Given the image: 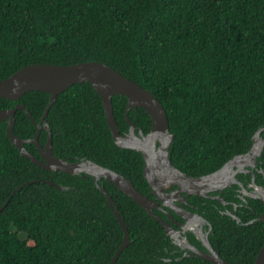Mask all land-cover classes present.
Segmentation results:
<instances>
[{"label": "trees", "instance_id": "1", "mask_svg": "<svg viewBox=\"0 0 264 264\" xmlns=\"http://www.w3.org/2000/svg\"><path fill=\"white\" fill-rule=\"evenodd\" d=\"M89 60L112 66L162 102L174 134L172 163L188 175L211 173L247 152L264 126V0H0V80L34 63ZM49 99V93L31 90L17 100L0 97V109L23 102L39 122ZM112 100L124 134L129 130L127 97L116 94ZM129 115L137 131H150L144 108L132 107ZM15 117L14 133L34 137L38 127L27 112L18 109ZM46 120L56 156L92 159L150 193L143 154L116 144L102 98L90 82L74 83L58 94ZM7 126L0 119V206L21 184L39 182L17 190L0 210V264L110 262L124 231L93 176L39 166L20 153ZM48 134L40 132L43 146ZM25 147L40 157L34 143ZM255 174L264 186V149ZM251 176L238 175L245 185ZM99 183L117 203L131 237L113 264H214L174 252L180 247L160 221L113 182L102 177ZM238 188L233 184L221 192L225 205L200 195L191 201L211 222L209 238L220 255L254 264L264 244L259 219L264 202L243 200ZM154 211L167 219L160 209Z\"/></svg>", "mask_w": 264, "mask_h": 264}, {"label": "water", "instance_id": "2", "mask_svg": "<svg viewBox=\"0 0 264 264\" xmlns=\"http://www.w3.org/2000/svg\"><path fill=\"white\" fill-rule=\"evenodd\" d=\"M90 82L99 92L107 118L116 144L120 147L131 148L140 151L145 160L144 176L151 187V194L141 192L132 182V180L122 173L109 167L103 166L92 159L81 158L77 161H69L58 157L53 152V134L46 117L56 100L58 94L67 89L74 83ZM31 90L45 91L50 94V99L44 110L41 121H36L25 103H16L12 108L0 109V119L7 120V133L23 156L30 158L34 163L48 170H60L71 174L86 173L93 176L98 188L106 195L109 205L112 207L120 225L124 231V238L121 245L116 250L111 261L107 264H113L117 261L119 255L125 247L131 242L130 232L125 219L122 217L118 205L109 194L106 187L100 184L102 177L113 182L116 187L133 198L141 205L154 219L160 221L175 244L178 246L194 250L197 256L202 257L214 264H238L224 259L219 252L215 251L209 240H204L208 251L199 250L193 246L182 232L171 226L170 223L158 215L154 209H163L160 202L164 200L163 191L172 183L179 186V191L213 197L226 203L220 195H210V191L223 190L232 184H239L244 188V193L254 198H261L264 202V186L255 182V171L253 168L259 163V157L264 149V137L262 132L264 126L260 127L253 136V145L245 153L237 154L228 160L219 169L200 176L188 175L180 168L176 167L171 160L169 149L174 139V134L170 131L168 114L162 102L153 94V92L130 79L112 66L98 61L89 60L74 64L61 65L56 63H34L18 69L10 76L0 80V97H6L11 100L20 99L23 94ZM120 94L127 97L125 109V118L129 124L128 132L122 134L118 127L113 108V95ZM132 107H142L151 117L152 126L149 132L145 133L142 129L137 131V125L131 120L129 111ZM24 109L30 119L37 125V131L34 137L23 139L14 133L16 122V111ZM46 129L48 131V140L43 146L39 142L40 132ZM25 143H34L37 146L40 157L30 152ZM252 167V187L254 191L249 192L244 184L238 179L237 174ZM39 182L31 180L17 187L11 196L28 183ZM50 184L56 185L60 189H67L66 186L57 184L52 180H46ZM10 196V198H11ZM9 198V199H10ZM9 199L0 210L8 203ZM171 204V203H170ZM174 212L187 219V224H180L184 229L191 230L198 235L199 228L197 224L191 222V219H203L199 214H194L178 204L170 205ZM238 222L240 218L227 211ZM168 215L173 219L172 215ZM264 221V213L259 217ZM252 222V220L250 221ZM254 264H264V244L260 249Z\"/></svg>", "mask_w": 264, "mask_h": 264}, {"label": "flooded vegetation", "instance_id": "3", "mask_svg": "<svg viewBox=\"0 0 264 264\" xmlns=\"http://www.w3.org/2000/svg\"><path fill=\"white\" fill-rule=\"evenodd\" d=\"M258 164L253 168L254 171L257 168ZM247 169L248 170L243 171V172H240V173H245L246 175H248L250 173L252 175V173L250 171L252 169V167L249 166V167H247ZM240 173L237 174V177H238V175ZM238 179H239V177H238ZM239 180L244 184V187L249 192L254 191V189L252 187V183H253L252 176H251V179L247 182V185H245V183L241 179H239ZM255 182H256V177H255ZM258 185H260V184H258ZM261 186H263V185H261ZM228 187H230V186H228ZM223 190L210 191V192H208V194H210V195H220L221 196V192ZM238 191L240 193L239 194L240 197L243 200L247 201L246 200V196H249V195H247V194L244 193V188L242 186H240V188H238ZM148 194H150V196L152 195L153 198L156 197L155 195L151 194V190H150V193H148ZM162 195L164 197V200L162 202H160V205L163 207V209H160V210L163 211L166 214V216H167V219L166 220L170 223V225L173 226V227H175V228H177V229H179L182 232V236H186L187 240L193 246H195L199 250L208 251V249H207V247H206V245L204 243V240L208 239L209 242H210V244L212 245V243L210 241V238H209V234H210V231L212 229V224H211V222L204 215H202L198 211L200 209V206L191 201L192 200V195H196V194L188 193V192L183 191V190L182 191H179V186L177 184H175V183H172V184H170L169 186H167L164 189ZM205 197H207V196H205ZM207 198H213V197H207ZM213 199H217V198H213ZM170 203L171 204H178L182 208L187 209V210H189L190 212H192L194 214H199L203 218V219H198V218L191 219V222L194 223V224H197V227L199 228L198 235L195 232L191 231V230L184 229L180 225V224H183V223L184 224H187L188 220L185 219V218H183L181 215L177 214L176 212H174L173 208L170 206L171 205ZM203 203H205V202H203ZM226 203H224V205ZM224 212H227V211H224ZM168 213H170L172 215L173 219L168 215ZM190 232L194 235V239H191L189 237L188 233H190ZM179 247H180V250H175L174 252L183 251L184 255H189V256L196 255L195 252H194V250H192L190 248H186V247L184 248L182 246H179ZM213 248H214V246H213ZM214 250L217 251L215 248H214Z\"/></svg>", "mask_w": 264, "mask_h": 264}]
</instances>
